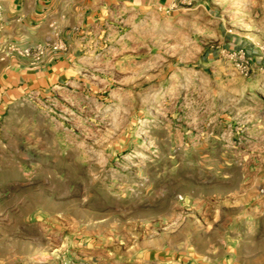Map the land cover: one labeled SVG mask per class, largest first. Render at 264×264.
I'll return each mask as SVG.
<instances>
[{
    "label": "rangeland",
    "instance_id": "374dc122",
    "mask_svg": "<svg viewBox=\"0 0 264 264\" xmlns=\"http://www.w3.org/2000/svg\"><path fill=\"white\" fill-rule=\"evenodd\" d=\"M78 47L75 78L0 83V264L264 251V0L115 10Z\"/></svg>",
    "mask_w": 264,
    "mask_h": 264
},
{
    "label": "crops",
    "instance_id": "0c3cea01",
    "mask_svg": "<svg viewBox=\"0 0 264 264\" xmlns=\"http://www.w3.org/2000/svg\"><path fill=\"white\" fill-rule=\"evenodd\" d=\"M176 0H0V83L14 95L63 83L76 77L79 41L88 27L102 22L115 10L168 8ZM15 44L16 51L8 46ZM59 46L58 48H55ZM29 49L30 53L19 52ZM264 227H256V230ZM210 244L169 256V264H264V251L240 247L226 257ZM165 258V257H164ZM167 258V256H166Z\"/></svg>",
    "mask_w": 264,
    "mask_h": 264
},
{
    "label": "built area",
    "instance_id": "2783aa9c",
    "mask_svg": "<svg viewBox=\"0 0 264 264\" xmlns=\"http://www.w3.org/2000/svg\"><path fill=\"white\" fill-rule=\"evenodd\" d=\"M58 47L59 46H57L55 48H58ZM16 49H17V47H16L15 44H12V45L8 46V50L9 51H16ZM29 53H30V50L29 49H26V50H23V51L19 52V54H21V55H27Z\"/></svg>",
    "mask_w": 264,
    "mask_h": 264
}]
</instances>
